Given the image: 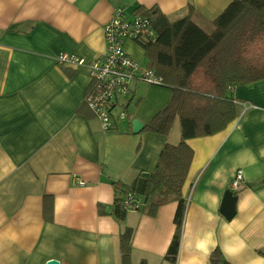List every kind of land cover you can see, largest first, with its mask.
<instances>
[{"label":"crops","instance_id":"crops-1","mask_svg":"<svg viewBox=\"0 0 264 264\" xmlns=\"http://www.w3.org/2000/svg\"><path fill=\"white\" fill-rule=\"evenodd\" d=\"M232 2L0 0V264H123L127 228L134 230L132 264H211L215 250L229 264H264V81L234 91L241 114L226 130L188 142L194 159L183 189L178 259L171 263L165 257L178 203L156 217L134 209L123 222L111 215L120 196L114 183L130 185L155 172L166 145L181 141L178 121L167 137L145 131L171 91L160 107L129 115L145 125L140 133L130 120L105 132L85 104L89 66L57 62L63 53L88 63L101 58L105 27L120 10L145 16L154 9L176 22L193 8L194 21L211 31ZM124 48L137 61L138 50L144 56L136 42ZM238 170L244 181L233 192ZM228 190L238 197L232 220L220 211Z\"/></svg>","mask_w":264,"mask_h":264},{"label":"trees","instance_id":"trees-1","mask_svg":"<svg viewBox=\"0 0 264 264\" xmlns=\"http://www.w3.org/2000/svg\"><path fill=\"white\" fill-rule=\"evenodd\" d=\"M194 13L191 8L186 17L170 22L158 10L145 11L157 38L136 43L144 51L148 68L162 76V87L171 91L167 105L146 124L145 131L167 137L178 121L181 141L166 145L155 172L141 173L130 185L114 183L120 196L111 213L123 222L131 209L156 217L161 207L178 203L176 231L165 257L171 263L178 259L187 208L183 189L194 159L188 142L226 130L241 114L234 91L264 81V0H233L211 22V31L194 21ZM132 201L134 208L127 206ZM133 238V228L121 234L123 264H132ZM211 264L229 263L215 250Z\"/></svg>","mask_w":264,"mask_h":264},{"label":"built area","instance_id":"built-area-1","mask_svg":"<svg viewBox=\"0 0 264 264\" xmlns=\"http://www.w3.org/2000/svg\"><path fill=\"white\" fill-rule=\"evenodd\" d=\"M156 38L151 18L120 10L105 27L106 52L101 58L88 63L75 55L63 53L58 56L59 64L89 66L91 84L85 103L101 121L105 132H112L119 123L130 120L125 105L120 101L128 98L133 84L144 82L150 86L164 85L162 76L148 67L142 69L124 48L127 40L144 42ZM243 181V172L238 170L231 182V190L238 192ZM132 205L133 201L127 204L134 208Z\"/></svg>","mask_w":264,"mask_h":264},{"label":"rangeland","instance_id":"rangeland-1","mask_svg":"<svg viewBox=\"0 0 264 264\" xmlns=\"http://www.w3.org/2000/svg\"><path fill=\"white\" fill-rule=\"evenodd\" d=\"M203 29L208 31L207 28H203ZM138 52H139L138 58L140 59L138 62H139L140 67L142 69H147L148 66H147L146 57L142 56L141 51L138 50ZM139 83L140 85L138 86V88H136V90H135V87L133 88L134 84L131 86L133 90H135V94H131L130 92L128 98H123L120 101L121 104L125 105L129 102V99H131L132 97L133 101L129 104L128 109H127L129 113L128 115H131V117H138L136 113L138 112L139 109L141 112L149 111V109L151 108L153 104L156 105V107H160L161 105L164 104L165 101L168 100L169 95H170V89L167 87L152 86V85L150 86L144 82H139ZM136 102H138L137 105H135ZM152 115L153 114H151V116ZM151 116L149 117V119L151 118ZM178 123L179 122H177V125L179 126ZM127 126L128 124L126 123V121L125 122L123 121L120 123L121 128H125ZM179 129L180 127L178 129H175L174 134H176L177 133L176 130H179Z\"/></svg>","mask_w":264,"mask_h":264},{"label":"water","instance_id":"water-1","mask_svg":"<svg viewBox=\"0 0 264 264\" xmlns=\"http://www.w3.org/2000/svg\"><path fill=\"white\" fill-rule=\"evenodd\" d=\"M131 126L134 134L140 133L145 125L138 119L131 121ZM238 197L231 191L228 190L223 198L221 205V214L227 219L232 220L236 215ZM49 264H59L58 262H51Z\"/></svg>","mask_w":264,"mask_h":264}]
</instances>
